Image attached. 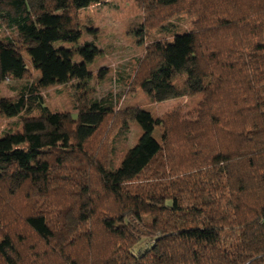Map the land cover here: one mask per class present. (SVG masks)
<instances>
[{
	"label": "trees",
	"instance_id": "1",
	"mask_svg": "<svg viewBox=\"0 0 264 264\" xmlns=\"http://www.w3.org/2000/svg\"><path fill=\"white\" fill-rule=\"evenodd\" d=\"M105 1L0 0V82H19L5 109L25 117L0 140V264H264V0H133L138 36L192 19L145 47L129 86L156 103L203 93L194 121L115 109L114 95L50 112L40 86L71 71L52 44L76 40L78 11ZM131 122L142 134L111 170Z\"/></svg>",
	"mask_w": 264,
	"mask_h": 264
},
{
	"label": "rangeland",
	"instance_id": "2",
	"mask_svg": "<svg viewBox=\"0 0 264 264\" xmlns=\"http://www.w3.org/2000/svg\"><path fill=\"white\" fill-rule=\"evenodd\" d=\"M79 23L78 38L74 41H56L52 48L63 51L56 60L61 67L71 71L65 80L40 86L43 105L50 112H76L78 96L88 100L101 99L114 95L117 99L115 109L129 107L139 108L153 119L163 118L175 109H179L183 120L194 121L203 93L183 96L164 102H153L139 88L129 86L137 60L144 55L145 47L152 43H172L175 35H183L191 30L192 19L182 15L173 19L165 30L144 32L141 30L142 13L133 0H107L90 2L77 13ZM8 32L0 27V40L7 37ZM28 71V81L35 82L41 77V71L32 62L29 55L21 54ZM186 75L180 74L173 79V84L182 89ZM17 81L0 82V140L10 133L21 132L24 115L8 114L5 107L15 97L14 88ZM31 116L38 117L34 112ZM142 134L138 123L131 122L127 130L114 138L112 143L111 170L120 168L126 153L134 147ZM153 138L163 143V132L155 128ZM20 145L18 147H23ZM145 244H141L143 247Z\"/></svg>",
	"mask_w": 264,
	"mask_h": 264
}]
</instances>
